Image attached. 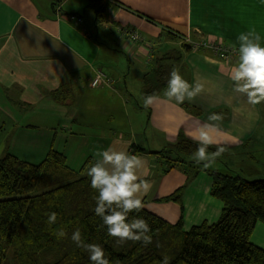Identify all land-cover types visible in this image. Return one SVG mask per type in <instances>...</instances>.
Returning <instances> with one entry per match:
<instances>
[{"label":"crops","instance_id":"obj_1","mask_svg":"<svg viewBox=\"0 0 264 264\" xmlns=\"http://www.w3.org/2000/svg\"><path fill=\"white\" fill-rule=\"evenodd\" d=\"M112 1L106 12L110 30L107 24L96 25L88 0H54L58 6L51 0H0V159L7 153L17 157L18 146L21 156L40 159L54 149L79 171L109 145L132 153V137L114 128L104 130L97 122L115 119L116 101L123 114V96L133 108H143L129 92V71L136 68L141 75L136 87L142 92V77L154 58L176 50L182 58L170 72L179 69L190 83L200 79L205 89L192 102L177 106L161 100L150 107L148 124L163 139L159 151L175 143L181 132L194 140L196 129L214 112L224 119L214 136L218 144L212 146H223L228 153L246 151L254 163L248 170L262 173L264 102L249 105L246 97L232 91L228 73L236 62L191 48L186 40L236 48L238 35L255 29L264 45V0ZM124 30H135L143 40L131 41ZM100 70L112 83L93 87ZM121 80L124 88L119 87ZM139 155L148 161L151 189L143 196L147 210L170 223L183 216L185 230L220 219L223 204L210 195V169L193 166L190 175L192 166L184 164L165 172L161 156ZM179 188L182 210L174 202L159 201ZM251 242L264 249L263 223L256 224Z\"/></svg>","mask_w":264,"mask_h":264},{"label":"trees","instance_id":"obj_2","mask_svg":"<svg viewBox=\"0 0 264 264\" xmlns=\"http://www.w3.org/2000/svg\"><path fill=\"white\" fill-rule=\"evenodd\" d=\"M88 3L96 25H112L106 18L112 0ZM72 17L82 21L77 15ZM181 56L175 50L154 58L142 77L143 99L146 94L162 93L172 65L180 62ZM111 83L106 74L98 86ZM146 110L150 121L151 109ZM197 147L196 141L181 132L163 151L152 152L135 144L131 151L161 156L165 172H169L178 165L196 164L190 158ZM216 149L209 147L210 152ZM89 166L88 161L75 171L68 166L66 156L54 149L40 164L9 153L0 159V264H91L88 253L70 238L57 239L53 234L64 228L70 237L77 227L86 243L103 246L111 264H157L165 254L170 264H264V249L251 242L256 224H264V178L247 180L239 174L209 171L210 195L223 204L221 217L215 223L204 222L189 230L184 229L183 216L177 223H170L145 207L131 213L129 218L143 217L152 229L153 242L144 247L140 242L121 243L107 234L106 226L101 227L103 221L94 213L98 193L90 187L86 175ZM182 193L183 188H179L159 201L174 202L182 210ZM51 212L58 214V220L49 226L45 214Z\"/></svg>","mask_w":264,"mask_h":264},{"label":"clouds","instance_id":"obj_3","mask_svg":"<svg viewBox=\"0 0 264 264\" xmlns=\"http://www.w3.org/2000/svg\"><path fill=\"white\" fill-rule=\"evenodd\" d=\"M238 47L234 50L238 59L232 65L228 78L232 91L247 98L249 105L264 102V45L255 29L242 32L237 37ZM205 89L202 80L194 83L186 80L179 69L173 68L166 82L162 96L158 93L146 94L143 100L145 109L165 100L179 106L185 101L192 102ZM224 117L222 114L209 113L207 119L196 129L193 139L198 147L193 153L197 165L205 169L211 167L217 158L227 149L217 146L210 152L209 147L218 144L214 136L220 131ZM97 159L90 164L86 175L90 178V187L98 195L94 197V213L103 221L101 227L107 228V234L118 238L119 242H140L147 247L153 242L152 229L146 219L133 216L144 207L143 196L151 189V182L146 178L148 161L145 157L133 154L126 147L109 145L96 153ZM49 226L56 224L58 214L46 213ZM57 239L70 238L76 247L88 253L91 264H111L105 249L99 243H86L81 229L75 228L68 236L64 228L53 233ZM157 264H170V257L163 255Z\"/></svg>","mask_w":264,"mask_h":264},{"label":"rangeland","instance_id":"obj_4","mask_svg":"<svg viewBox=\"0 0 264 264\" xmlns=\"http://www.w3.org/2000/svg\"><path fill=\"white\" fill-rule=\"evenodd\" d=\"M89 12L93 13V10L89 9ZM108 29L111 30L110 24L107 25ZM103 30V29H102ZM192 48V47H191ZM136 69V68H134ZM134 69L129 71V75L127 77L128 82V89L131 95H133L134 100L138 101V103L143 107L140 108L139 106L136 108H133L128 100L121 101V104L124 103V113L122 114L120 109V103L118 105L116 101V107L119 112V114L115 115V119H108V120H99L97 124L103 125L102 129L108 130L110 128H114L115 130L119 131L120 133L126 134V136H130L133 138V141L136 145H139L147 150L153 151V152H160V149H163V139L160 134L155 135L152 131V128L149 126L148 121V112L143 106V98L141 96L140 89H138L136 86H138V79L141 78V75L138 74ZM101 71V70H100ZM119 87H125L123 81H120ZM140 87V84H139ZM128 95V94H127ZM131 101H133L131 99ZM47 103V102H46ZM96 103V100L94 101ZM100 104L96 106L98 108ZM115 111V112H116ZM117 117V118H116ZM70 125L71 124H67ZM73 125V124H72ZM64 130L63 128L58 129L59 132ZM19 140V139H18ZM21 146L17 147L18 152V158L32 162L34 164H40L46 157V155L43 156V158H36L32 156H21V152H19ZM163 151V150H162ZM47 153V152H46ZM191 161L193 160V157L190 158ZM165 161V159L163 160ZM162 161L161 165H164V162ZM254 163H252L249 159V157L246 154V151L237 152V153H228L225 152L222 156L216 159L215 163L207 168L211 171H218L227 175H241L244 179L247 180H255L264 178V170L262 173H259L258 175L252 174L248 168L250 166H253ZM187 166H192V169H189L190 175H192L193 170L197 166L199 169H205L203 165H195V164H187ZM189 168V167H188ZM217 222V221H216Z\"/></svg>","mask_w":264,"mask_h":264},{"label":"built area","instance_id":"obj_5","mask_svg":"<svg viewBox=\"0 0 264 264\" xmlns=\"http://www.w3.org/2000/svg\"><path fill=\"white\" fill-rule=\"evenodd\" d=\"M72 19H76V18L72 17ZM76 20H78V22L81 21V19H76ZM125 33L128 35L130 40L135 43L141 42L143 40L141 35L135 30H125ZM186 43H188L189 45H191L192 48L195 49H206L212 52L218 59L229 63L230 62L234 63L238 59L234 47L222 44L220 42H210L206 40L193 42L188 39L186 40ZM105 78H106V74L103 71H98L95 78L92 81V86L96 87L100 85Z\"/></svg>","mask_w":264,"mask_h":264},{"label":"water","instance_id":"obj_6","mask_svg":"<svg viewBox=\"0 0 264 264\" xmlns=\"http://www.w3.org/2000/svg\"><path fill=\"white\" fill-rule=\"evenodd\" d=\"M187 49H190V46H187Z\"/></svg>","mask_w":264,"mask_h":264}]
</instances>
